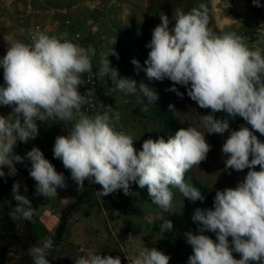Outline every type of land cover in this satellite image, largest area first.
Segmentation results:
<instances>
[{
  "label": "clouds",
  "instance_id": "9594fccd",
  "mask_svg": "<svg viewBox=\"0 0 264 264\" xmlns=\"http://www.w3.org/2000/svg\"><path fill=\"white\" fill-rule=\"evenodd\" d=\"M253 4L260 7L259 0ZM157 25L147 45L150 48L143 70L149 80L169 79V91L183 98L176 85L187 89V96L210 113L199 115L205 131L197 126L180 128L167 139H146L142 150L134 147L133 137L122 130L121 114L111 107L86 114L82 106L86 95L79 87L83 74L89 78H110L112 85L126 94H136L146 101L144 110L154 105L158 94L144 82L121 77L110 66L112 49L101 55L100 66L93 70L96 55L92 46L82 47L68 38V33L50 35L40 30L18 29L22 38H4L6 53L0 58L3 81L0 85V106L12 109L0 115V177L4 167L13 161H30L29 175L36 182L35 194L46 198L57 196V189L68 187L62 172L33 147L25 156L13 154L17 141L27 143L39 134L38 121L46 117L71 125L67 135H57L53 147L54 158L62 161L70 171L71 180L79 192L85 180L102 187L97 195L104 197L130 185L147 189L152 203L165 212L172 208L173 189L190 201H203L201 192L187 180L186 173L207 159L211 145L207 134L228 132L222 144L226 169L241 172L248 169L235 187L216 190L213 207L196 208L192 220L199 224L198 234L185 232L192 254L188 264H264V48L250 47L245 37L235 31L217 33L209 27L208 6L201 2L185 11L176 8L169 16L160 12ZM174 22V23H173ZM172 24V27H170ZM264 42V28L257 29ZM137 74L140 62L133 58ZM91 90L87 95H91ZM174 108V105H169ZM223 112L226 118H217ZM241 117L246 122L238 130L230 128V120ZM259 166V170H255ZM11 196L15 206L9 213L13 220L33 217L31 201L20 192L16 181ZM161 236L173 229L171 220L161 218ZM212 232L215 240L204 233ZM231 237V240H229ZM54 250L51 236L28 249L32 264H50ZM74 264H122L119 256L102 255L94 249H81ZM233 253H238L236 259ZM170 256L155 247L145 245L137 250L127 264H169Z\"/></svg>",
  "mask_w": 264,
  "mask_h": 264
},
{
  "label": "rangeland",
  "instance_id": "374dc122",
  "mask_svg": "<svg viewBox=\"0 0 264 264\" xmlns=\"http://www.w3.org/2000/svg\"><path fill=\"white\" fill-rule=\"evenodd\" d=\"M201 2L208 6L209 27L213 31L217 33L235 31L240 35L247 28V25H232L222 31L218 30L214 26L212 0H0V15L10 13L20 18H33L32 24L37 21L50 22V19L59 21L70 19L72 22L91 23L99 32L92 37L93 48L96 52L93 61L100 66L101 55L107 56L114 49L119 59L116 55H109L110 66L118 69L121 77H130L136 80L137 84L144 82L158 94V100L145 111L144 107L147 102L141 103L143 97L117 90L108 78L113 89L114 98L118 102V110L122 116V130L135 139L134 147L139 151L142 150V144L146 139H157L161 136L167 139L170 135H174V132L166 127L165 120L157 105V102L164 98L168 100L170 105H174L171 112L180 128L197 126L201 131H205L199 121V115L209 114L211 110L200 108L187 96V89L183 86L176 85L178 90L184 94L183 98L169 91L173 86V82L167 78L149 80L143 70L147 67L146 60L138 57L134 51V47L140 38L151 39L153 29L161 23L160 12L168 15L171 20L172 12L176 8L179 7L188 11ZM62 9L66 10L65 14L57 11L53 14L48 13L51 10ZM255 22L264 23V14L257 15L253 23ZM170 27H172V24H170ZM133 58L137 59L141 65L138 74L135 66L131 63ZM215 115L217 118H226V114L223 112H218ZM229 123L232 130H238L242 124L250 127L241 117H236L234 120H230ZM255 134L258 139L264 142V136H261L258 132ZM228 135V132L223 135L205 133L207 142L212 146L211 151L199 167H193L187 172L196 184L213 194L216 193V190L235 187L241 181L240 177L243 179L248 171V169H245L236 172L225 168L222 144ZM255 170L258 171L259 166ZM3 171L6 175L0 177V191L3 183L13 175L7 167H4ZM131 187L132 191L129 194L122 193L114 201L92 198L88 191L83 190L87 194L81 197L78 196V199L74 202V211L79 212L80 224L85 230L84 233H78L82 245L68 242L73 232L72 228H69L60 242L59 249L66 248L69 245L80 249H93L86 243L90 240L95 247H103L105 244L104 248L94 250L106 249L107 251H113L119 248L127 257L133 256L132 249L138 250L144 245L150 248L155 247L164 252L163 239L165 233L169 234L171 243L176 242L178 239L186 241L185 232L191 231L198 234L199 224L192 220L195 209H209L213 207L214 203L205 199L203 201H190L183 198L178 190L173 189L172 208L169 212L164 213L163 209L152 203L146 188L141 189L135 183L131 184ZM200 192L205 197L206 193ZM92 207L95 208V213L85 221L82 220L84 215L89 214ZM135 209L141 211V214L136 215ZM102 211L106 213V218L109 221L116 222L115 226L111 225L110 229L106 227L105 232L103 217L99 215ZM39 212L40 210H38L37 215H39ZM3 214L4 199L0 198V217ZM39 217L37 223H39ZM162 217L172 221L173 229L164 232L161 236L159 225L163 223ZM94 230H97V232ZM34 233L35 242L38 244L47 237V233L40 226H36ZM204 234L214 240L216 238L212 232L206 231ZM131 247L133 248L131 249ZM56 254L57 252L47 257L50 263ZM2 262L3 260L0 258V264ZM17 263H19V259L11 256H8L4 261V264Z\"/></svg>",
  "mask_w": 264,
  "mask_h": 264
},
{
  "label": "trees",
  "instance_id": "16d2710c",
  "mask_svg": "<svg viewBox=\"0 0 264 264\" xmlns=\"http://www.w3.org/2000/svg\"><path fill=\"white\" fill-rule=\"evenodd\" d=\"M150 41V38L142 37L139 39L137 45H135L134 51L141 59H148L150 48L147 47V45ZM157 105L159 106L158 108L165 120L166 127L175 134V132L180 129V126L173 117L171 109L169 108L170 104L168 103V100L166 98L159 100ZM185 178L189 180L199 191L206 193V201L214 202L215 194L206 191V189L196 184L188 173H186ZM16 181L20 184L21 194L25 195L31 201L33 210H35L38 206L45 205L48 201V198L35 194V187L31 185L28 174L25 171L16 172L3 183L1 193L4 197V214L0 217V258L3 260L2 264H4V261L8 258V256L18 258L19 263L17 264H31L32 259L28 255V249L33 245H38V243L35 242L33 235L32 219L30 221L23 219L13 220L9 215L15 206V201L11 196V191L12 186ZM74 208L75 205L72 204L63 211L57 228L50 235L54 241V250L51 254L57 252L50 264H74V258L83 254L80 251V248L73 245L59 249L63 234L67 228L68 217L74 211ZM134 212L136 215L141 214V211L138 209H135ZM229 240H231V237H229ZM163 245L164 253L169 255L171 258L169 264H188V257L192 254V249L185 240L178 239L176 242L171 243L169 234L165 233ZM96 251L102 255H112L113 257L119 256L122 264H127V258L123 251L119 248H116L113 251H107L106 249ZM233 255L236 259H240V255L238 253H233Z\"/></svg>",
  "mask_w": 264,
  "mask_h": 264
},
{
  "label": "built area",
  "instance_id": "2783aa9c",
  "mask_svg": "<svg viewBox=\"0 0 264 264\" xmlns=\"http://www.w3.org/2000/svg\"><path fill=\"white\" fill-rule=\"evenodd\" d=\"M59 12L62 14L66 13L65 9L62 10H51L50 14L54 12ZM39 28L42 31L49 33L50 35H58L63 32L68 33V38L73 40L76 43H79L82 47L87 48L88 46H94L92 37L99 33L97 29L91 23H81V22H72L70 19H66L64 21L53 20L50 19V22H42L37 21L31 25L29 30H35ZM264 28V23L257 22L253 24L248 31H246L243 35L245 37L246 42L250 47H261L264 48V42H260L259 34L257 29ZM28 30V31H29ZM93 70L98 69L99 66L93 61ZM82 79L84 80V84L79 87V91L82 95H86V103L82 106V111L86 114H94L97 111H102L111 107L114 111L118 110V102L114 98L113 89L109 83L108 77L100 78L98 76H92L89 78V74H83ZM91 90V95H87V91ZM12 109L7 106H0V115H8L11 113ZM122 122V116L120 119V125ZM39 134L35 139H30L27 143H23L17 141L16 145L13 149V154H18L20 156H25L28 151H30L34 146L38 147L43 153L46 159H48L54 166L58 172H62L67 182L71 181L70 171L65 169L62 161L54 158L53 155V147L55 143V137L57 135H67L68 128L71 125H64L62 121H52L51 118L46 117L43 122L38 121ZM30 161L27 166L22 167V164H17L13 161V166L9 165L7 168L11 170L12 174H15L18 171H25L28 174L29 181L32 186L36 187V182L29 175ZM90 191V193L96 199H105L109 201H114L118 198V196L123 192V190H117L116 192L109 194L107 196L101 197L97 195V191H101L102 187L99 184L93 183L91 180H85V184ZM132 191V187L130 185V190L127 194ZM0 197H3L0 191Z\"/></svg>",
  "mask_w": 264,
  "mask_h": 264
},
{
  "label": "crops",
  "instance_id": "0c3cea01",
  "mask_svg": "<svg viewBox=\"0 0 264 264\" xmlns=\"http://www.w3.org/2000/svg\"><path fill=\"white\" fill-rule=\"evenodd\" d=\"M260 7H257L253 4V0H212V7H213V18H214V26L222 31L227 27H230L232 25H247V28L244 29L243 32H241L240 35H243L246 31L249 30V28L257 23H253L254 19L257 17V15L264 14V0H259ZM255 7V8H254ZM257 8V9H256ZM33 22V18H20L15 15H11L10 13H3L0 15V58L3 57V55L6 53L7 50V43L4 40V38L13 36L16 38H22L20 36V33L18 29L24 28L25 33L27 34L29 28L31 27ZM3 81V69L0 68V85H2ZM21 164V163H17ZM29 164L28 160H25V162L22 164V167L27 166ZM68 187L66 189H57V196L48 198V201L45 205L38 206L34 210V214L32 217V230L33 235L35 238V228L36 226H40V228L47 233V237L54 232V230L57 228L61 214L63 211L69 207L70 205L74 204V202L78 199V196L81 197L83 195H86L87 192H83V190H86L90 193L88 188L84 185L83 188L78 192L77 191V185L72 180L67 182ZM90 195L92 198H95L91 193ZM2 199V197H0ZM42 208V209H41ZM49 208V209H48ZM38 210H40L39 215H37ZM89 210V209H88ZM95 213V208H91L89 214L84 215L82 220L88 219L91 215ZM79 212L73 211L69 218H68V224L66 231L69 230V228H72V236L68 240V242L74 243V244H80L82 245V241H80V236H78V233H84L85 230L81 226L80 222L81 219L78 217ZM102 216L103 222V229L105 232V228H111V225L115 226L116 222L111 220L109 221L106 218V213L104 211L99 214ZM39 217V223H37ZM131 222L132 219H130ZM37 223V224H36ZM66 231L63 234L62 239L64 238V235ZM97 232V230H94ZM85 242V241H84ZM88 245H90L93 249H99L104 248L103 247H95L91 244V241L89 240L86 242ZM107 244V243H106ZM133 247H131L132 249ZM132 255L134 256L137 253L136 249H132ZM126 258H131L127 257Z\"/></svg>",
  "mask_w": 264,
  "mask_h": 264
},
{
  "label": "water",
  "instance_id": "95a60500",
  "mask_svg": "<svg viewBox=\"0 0 264 264\" xmlns=\"http://www.w3.org/2000/svg\"><path fill=\"white\" fill-rule=\"evenodd\" d=\"M240 179L243 180L242 177H240Z\"/></svg>",
  "mask_w": 264,
  "mask_h": 264
}]
</instances>
